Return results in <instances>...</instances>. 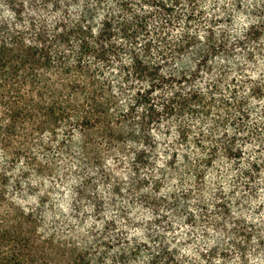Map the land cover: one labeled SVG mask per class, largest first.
I'll list each match as a JSON object with an SVG mask.
<instances>
[{
  "label": "trees",
  "instance_id": "trees-1",
  "mask_svg": "<svg viewBox=\"0 0 264 264\" xmlns=\"http://www.w3.org/2000/svg\"><path fill=\"white\" fill-rule=\"evenodd\" d=\"M263 213L264 0H0V264H264Z\"/></svg>",
  "mask_w": 264,
  "mask_h": 264
},
{
  "label": "rangeland",
  "instance_id": "rangeland-1",
  "mask_svg": "<svg viewBox=\"0 0 264 264\" xmlns=\"http://www.w3.org/2000/svg\"><path fill=\"white\" fill-rule=\"evenodd\" d=\"M104 166L105 168H101L103 169L105 172L109 173L111 175V178L110 180H118L120 181L121 183V187L125 189H127L128 187V184L129 182H131L130 177H133V175L131 174L129 168H115V164H116V157L113 155V154H104ZM59 165L61 163H58ZM58 165V166H59ZM56 170H58V172L50 178V179H47L45 181V183L43 184L42 186V190H44L48 195H49V199L51 200V202L53 203H61L64 199H67V198H64L67 191H68V188H69V185L67 184H61V174L63 173H66L69 171V169L67 168H56ZM141 171V174H144L146 172L145 169H142L140 170ZM103 186V185H101ZM100 187V186H99ZM104 188V187H103ZM248 209L246 210V214L247 216H250V217H254V220L253 221H257L258 218H260L261 216L259 214H256L255 213V207L253 205H248L247 206ZM111 213H114V212H111ZM69 215V213H68ZM110 215V214H109ZM264 215V213H263ZM67 215H65L63 219L66 218ZM134 220H137L139 221L138 219H134ZM120 225V224H119ZM60 226L61 228H64V230H67L68 229V226H64L63 223L61 224L60 223ZM135 225H131L130 227V231L132 233H136V229L134 227ZM124 232L128 231L130 232L128 229H122ZM186 230L183 229L182 227H177V233H182V232H185ZM130 232V233H131ZM183 237H181V242H183V244L187 245V237L182 235Z\"/></svg>",
  "mask_w": 264,
  "mask_h": 264
}]
</instances>
